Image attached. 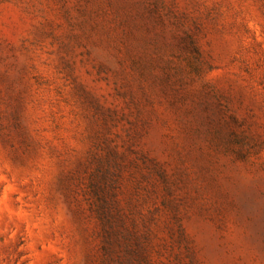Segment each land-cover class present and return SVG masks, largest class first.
Wrapping results in <instances>:
<instances>
[{
  "label": "rangeland",
  "instance_id": "1",
  "mask_svg": "<svg viewBox=\"0 0 264 264\" xmlns=\"http://www.w3.org/2000/svg\"><path fill=\"white\" fill-rule=\"evenodd\" d=\"M0 264H264V0H0Z\"/></svg>",
  "mask_w": 264,
  "mask_h": 264
}]
</instances>
